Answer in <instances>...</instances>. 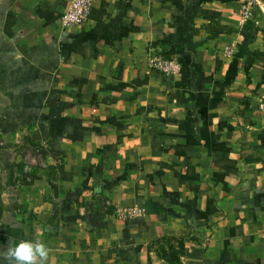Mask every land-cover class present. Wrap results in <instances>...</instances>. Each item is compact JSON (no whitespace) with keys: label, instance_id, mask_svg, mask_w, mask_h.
<instances>
[{"label":"crops","instance_id":"1","mask_svg":"<svg viewBox=\"0 0 264 264\" xmlns=\"http://www.w3.org/2000/svg\"><path fill=\"white\" fill-rule=\"evenodd\" d=\"M70 1L0 0V248L264 264V3L94 0L66 28Z\"/></svg>","mask_w":264,"mask_h":264},{"label":"built area","instance_id":"2","mask_svg":"<svg viewBox=\"0 0 264 264\" xmlns=\"http://www.w3.org/2000/svg\"><path fill=\"white\" fill-rule=\"evenodd\" d=\"M264 0H245L241 7V23H246L252 18L255 8L263 5ZM94 0H71L66 12L64 13L61 24L63 27L71 28L74 26L83 25L90 18L94 9ZM227 55L232 54V49L226 51ZM155 67L166 75H174L182 69L181 64L172 58L163 60H155ZM260 112L264 116V104L260 107ZM143 210L138 207L134 208H119L118 216L124 220H131L141 216Z\"/></svg>","mask_w":264,"mask_h":264},{"label":"clouds","instance_id":"3","mask_svg":"<svg viewBox=\"0 0 264 264\" xmlns=\"http://www.w3.org/2000/svg\"><path fill=\"white\" fill-rule=\"evenodd\" d=\"M51 249L39 239L10 238L6 248H0V264H49Z\"/></svg>","mask_w":264,"mask_h":264}]
</instances>
